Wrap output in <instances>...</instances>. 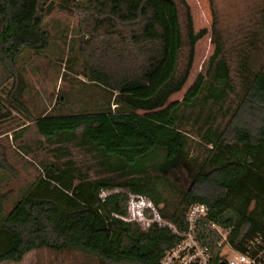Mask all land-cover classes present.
<instances>
[{
	"label": "trees",
	"instance_id": "obj_1",
	"mask_svg": "<svg viewBox=\"0 0 264 264\" xmlns=\"http://www.w3.org/2000/svg\"><path fill=\"white\" fill-rule=\"evenodd\" d=\"M53 1L0 0L1 59L14 64L23 48L48 46L43 21ZM61 1L62 9L75 2ZM156 1L170 10L173 23L172 67L158 82L154 76L167 59L169 40L167 19ZM177 2L184 9L185 34L175 0L75 4L84 76L115 92V106L129 110L32 119L57 163L46 167L8 211L9 194L0 192V264L20 263L37 248L77 249L106 264H160L180 236L169 225L152 222L143 229L124 219L128 194L159 202L149 168L159 173L157 180L169 174L167 183L178 192L167 216L178 231L185 228L187 207L204 203L209 211L203 223L232 226L237 248L245 237L264 232V6L258 20L262 28L243 33L229 48L212 21L214 50L203 83L189 102L172 108L174 124L166 125L137 111L162 108L181 90L195 44L207 33L194 30L186 0ZM184 46L186 62L180 68ZM21 93L22 87L14 93L19 105ZM185 114L198 121L209 145L201 160L186 148L180 128ZM75 152L82 154L79 159ZM116 188L127 193L103 195Z\"/></svg>",
	"mask_w": 264,
	"mask_h": 264
},
{
	"label": "rangeland",
	"instance_id": "obj_2",
	"mask_svg": "<svg viewBox=\"0 0 264 264\" xmlns=\"http://www.w3.org/2000/svg\"><path fill=\"white\" fill-rule=\"evenodd\" d=\"M87 0H77L62 9L53 1L50 12L44 17L43 28L49 33L48 46L40 51L23 48L16 56L14 64L0 57V192L9 194L5 208L8 211L22 195V191L38 176L44 173L57 159L50 146L43 142L32 123V119L41 116L77 115L105 111H116L115 92L88 80L83 74L81 43L83 33L78 27V15L75 4L83 5ZM178 6L179 21L184 30V9ZM190 7L194 30L206 28L207 33L199 39L194 48L193 63L189 76L180 91L173 94L162 107L154 111H137L157 122L172 125V108L189 102L200 89L208 59L214 50L211 23L215 19L219 32L230 47L243 33L261 29L258 20L264 0H186ZM168 23L169 51L167 59L157 71L154 79L162 80L171 70L173 62V23L170 10L163 3L154 2ZM263 26V25H262ZM264 29V26H263ZM86 36H84L85 38ZM187 49L184 46L180 55L179 67L186 62ZM22 87L21 103L15 101L14 93ZM147 92L138 93L139 95ZM120 110H129L120 107ZM180 128L186 137V148L191 157L201 160L209 145L201 138L197 120L188 119L185 114ZM81 153L75 152L79 159ZM151 181L156 183L155 203L150 197L128 194L129 201L135 198L136 217L148 215L153 219L169 222L167 216L177 205L179 198L169 174L157 180L159 173L148 170ZM127 193L126 189L116 188L105 191ZM137 196V197H136ZM139 201L140 203H137ZM150 205V207L148 206ZM148 207V208H147ZM253 208V206L251 207ZM148 209V210H147ZM129 209V213H130ZM142 213V214H141ZM144 222H140L142 225ZM146 227V226H145ZM4 264H106L96 256L77 249L55 251L37 248L28 252L20 263Z\"/></svg>",
	"mask_w": 264,
	"mask_h": 264
},
{
	"label": "built area",
	"instance_id": "obj_3",
	"mask_svg": "<svg viewBox=\"0 0 264 264\" xmlns=\"http://www.w3.org/2000/svg\"><path fill=\"white\" fill-rule=\"evenodd\" d=\"M135 203V198H131L125 220L138 224L144 222L142 225L146 227L139 224L143 229L152 222L169 225L180 236L179 242L164 252L160 264H264V232L245 237L241 241V248H237L232 226L212 221L203 223L209 211L204 203H193L187 207L185 228L181 231L170 222L148 215L136 217Z\"/></svg>",
	"mask_w": 264,
	"mask_h": 264
},
{
	"label": "crops",
	"instance_id": "obj_4",
	"mask_svg": "<svg viewBox=\"0 0 264 264\" xmlns=\"http://www.w3.org/2000/svg\"><path fill=\"white\" fill-rule=\"evenodd\" d=\"M56 3H62L63 1H61V0H54ZM75 1H77V0H75ZM4 263H6V262H4ZM4 263H2V264H4Z\"/></svg>",
	"mask_w": 264,
	"mask_h": 264
},
{
	"label": "water",
	"instance_id": "obj_5",
	"mask_svg": "<svg viewBox=\"0 0 264 264\" xmlns=\"http://www.w3.org/2000/svg\"><path fill=\"white\" fill-rule=\"evenodd\" d=\"M223 264V263H222Z\"/></svg>",
	"mask_w": 264,
	"mask_h": 264
}]
</instances>
